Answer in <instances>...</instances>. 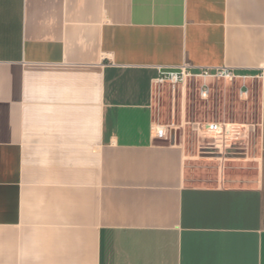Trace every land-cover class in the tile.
I'll use <instances>...</instances> for the list:
<instances>
[{
    "label": "crops",
    "instance_id": "crops-1",
    "mask_svg": "<svg viewBox=\"0 0 264 264\" xmlns=\"http://www.w3.org/2000/svg\"><path fill=\"white\" fill-rule=\"evenodd\" d=\"M184 65L263 74L253 165L153 134ZM0 264H264V0H0Z\"/></svg>",
    "mask_w": 264,
    "mask_h": 264
},
{
    "label": "rangeland",
    "instance_id": "rangeland-1",
    "mask_svg": "<svg viewBox=\"0 0 264 264\" xmlns=\"http://www.w3.org/2000/svg\"><path fill=\"white\" fill-rule=\"evenodd\" d=\"M198 84L196 81L188 79L185 83H180L175 90L166 84L162 88L161 95L156 100V107L162 118L158 123L170 124V135L167 140L170 142L181 141L187 152V170L192 181L193 173H196L197 183H207L209 181L210 166L213 163L216 175L223 161L227 166L231 163L238 164L246 161L249 165L254 164L256 153V136L250 139V143L235 150L233 154L226 155L225 160H219L217 156L208 152L204 139L199 135L195 127V122L235 119L238 121H253L258 119L260 108V92L258 87L248 101H241L235 91L234 86L224 82L214 84L208 99L200 98L198 94ZM162 119V121H161ZM172 129V130H171ZM244 152V153H243ZM243 158H249L243 160ZM206 163V164H204ZM196 171V172H194Z\"/></svg>",
    "mask_w": 264,
    "mask_h": 264
},
{
    "label": "built area",
    "instance_id": "built-area-1",
    "mask_svg": "<svg viewBox=\"0 0 264 264\" xmlns=\"http://www.w3.org/2000/svg\"><path fill=\"white\" fill-rule=\"evenodd\" d=\"M263 74L250 75L242 74L228 66L201 67L198 71L189 66L180 67H160L158 75L153 79L152 85L156 93V100L161 95L162 88L166 84L173 90L188 79L196 81L198 84V94L202 99H208L214 90V84L226 83L237 84V95L241 101H248ZM261 121L258 119L247 122L235 119L195 122L194 129L204 139L208 152L212 155L224 156L233 154L238 148H245L250 143L253 136H257ZM170 124L158 123L152 125V132L160 138H168L171 131ZM172 130V129H171ZM244 153V152H243Z\"/></svg>",
    "mask_w": 264,
    "mask_h": 264
},
{
    "label": "water",
    "instance_id": "water-1",
    "mask_svg": "<svg viewBox=\"0 0 264 264\" xmlns=\"http://www.w3.org/2000/svg\"><path fill=\"white\" fill-rule=\"evenodd\" d=\"M179 142V141H178Z\"/></svg>",
    "mask_w": 264,
    "mask_h": 264
}]
</instances>
